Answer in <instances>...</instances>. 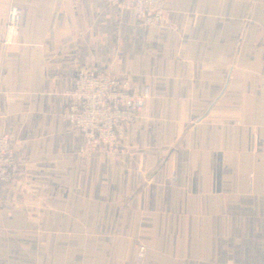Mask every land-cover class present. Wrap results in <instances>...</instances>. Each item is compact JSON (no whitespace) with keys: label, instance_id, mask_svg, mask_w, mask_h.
I'll return each mask as SVG.
<instances>
[{"label":"crops","instance_id":"obj_1","mask_svg":"<svg viewBox=\"0 0 264 264\" xmlns=\"http://www.w3.org/2000/svg\"><path fill=\"white\" fill-rule=\"evenodd\" d=\"M11 1L0 135L20 173L0 186V264H264V0H165L151 26L106 0ZM86 69L148 91L89 156L64 117Z\"/></svg>","mask_w":264,"mask_h":264},{"label":"built area","instance_id":"obj_2","mask_svg":"<svg viewBox=\"0 0 264 264\" xmlns=\"http://www.w3.org/2000/svg\"><path fill=\"white\" fill-rule=\"evenodd\" d=\"M121 11H132L143 24L158 25L165 0H106ZM24 9L11 0H0V25L5 26L8 37L17 39ZM69 104L65 120L81 135V155H91L98 150L110 151L123 137L124 128L137 120L143 111L148 91L131 90L128 77H116L103 69L80 71L67 91ZM142 173L150 177L154 164L146 158L141 164ZM20 173V160L14 153L10 137L0 135V186L15 180ZM175 174L165 175V183H172ZM192 181V180H191ZM191 181L189 183H191ZM192 189V185H190ZM140 261L144 247L134 248Z\"/></svg>","mask_w":264,"mask_h":264}]
</instances>
